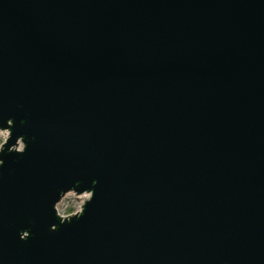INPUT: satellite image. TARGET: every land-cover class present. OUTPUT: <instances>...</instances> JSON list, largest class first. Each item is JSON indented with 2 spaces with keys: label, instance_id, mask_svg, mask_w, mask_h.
<instances>
[{
  "label": "water",
  "instance_id": "water-1",
  "mask_svg": "<svg viewBox=\"0 0 264 264\" xmlns=\"http://www.w3.org/2000/svg\"><path fill=\"white\" fill-rule=\"evenodd\" d=\"M8 119L0 264H264V0H0Z\"/></svg>",
  "mask_w": 264,
  "mask_h": 264
},
{
  "label": "clouds",
  "instance_id": "clouds-1",
  "mask_svg": "<svg viewBox=\"0 0 264 264\" xmlns=\"http://www.w3.org/2000/svg\"><path fill=\"white\" fill-rule=\"evenodd\" d=\"M7 127L0 125V168L5 164V160L2 158L5 151L9 153H16L23 155L28 150V144L24 136H19L16 139L15 144L10 145V141L13 136V127L15 122L12 119L7 120ZM2 175V173H0ZM93 184H98V181H93ZM79 182L76 185L68 188L60 193V198L54 204V210L61 224L70 223L73 218H80L84 215L87 205L95 198V189H85L83 191L78 190ZM69 198H71L72 210H69ZM52 231L59 230V225H52ZM31 236V233L27 230L22 231L20 238L27 240Z\"/></svg>",
  "mask_w": 264,
  "mask_h": 264
}]
</instances>
